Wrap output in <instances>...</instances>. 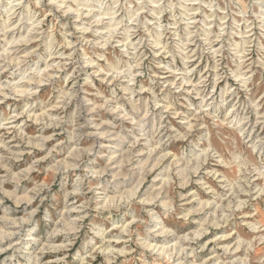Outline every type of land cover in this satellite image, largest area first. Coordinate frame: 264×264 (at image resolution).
<instances>
[{"label":"rangeland","instance_id":"1","mask_svg":"<svg viewBox=\"0 0 264 264\" xmlns=\"http://www.w3.org/2000/svg\"><path fill=\"white\" fill-rule=\"evenodd\" d=\"M0 264H264V0H0Z\"/></svg>","mask_w":264,"mask_h":264}]
</instances>
